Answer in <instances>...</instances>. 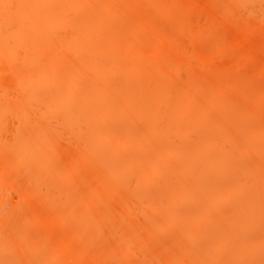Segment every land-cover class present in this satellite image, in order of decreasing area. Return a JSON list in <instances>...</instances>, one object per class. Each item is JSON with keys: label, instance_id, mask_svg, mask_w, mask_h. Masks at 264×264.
I'll return each instance as SVG.
<instances>
[{"label": "bare ground", "instance_id": "obj_1", "mask_svg": "<svg viewBox=\"0 0 264 264\" xmlns=\"http://www.w3.org/2000/svg\"><path fill=\"white\" fill-rule=\"evenodd\" d=\"M0 264H264V0H0Z\"/></svg>", "mask_w": 264, "mask_h": 264}]
</instances>
